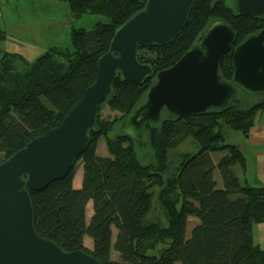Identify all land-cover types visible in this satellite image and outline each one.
<instances>
[{
	"label": "trees",
	"instance_id": "trees-1",
	"mask_svg": "<svg viewBox=\"0 0 264 264\" xmlns=\"http://www.w3.org/2000/svg\"><path fill=\"white\" fill-rule=\"evenodd\" d=\"M67 2L74 18L91 14L105 21L89 30L72 28L70 49L51 48L32 63L0 49V165L62 124L94 83L97 61L108 52L116 31L147 0ZM227 2L195 0L178 37L165 46H139V61L156 72L169 69L212 21L222 20L236 32V43L220 62V75L230 82L234 49L263 29L264 19L238 16ZM6 38L0 30V43ZM154 84L155 75L142 85L115 80L114 95L102 105L75 167L45 190L30 192L36 232L65 251H85L102 264H264V251L253 238L254 226L264 222V186L249 182L238 138L227 141L234 132L237 136H231H249L264 112V96L256 100L258 95L240 92L223 110L185 118H171L164 111L160 123L147 126L149 145L140 147L120 125ZM104 105L116 112L113 118L102 117ZM102 138L109 156L98 154ZM188 139L198 152L182 153L173 162L172 152ZM217 153L222 156L215 163ZM79 162L83 180L76 189ZM155 205L164 212L165 224L151 217ZM87 237L93 241L90 248Z\"/></svg>",
	"mask_w": 264,
	"mask_h": 264
},
{
	"label": "water",
	"instance_id": "water-1",
	"mask_svg": "<svg viewBox=\"0 0 264 264\" xmlns=\"http://www.w3.org/2000/svg\"><path fill=\"white\" fill-rule=\"evenodd\" d=\"M238 16L264 19V0H234ZM195 0H147L145 8L115 33L97 61L94 83L62 124L40 136L0 165V264H102L82 250L65 251L38 235L30 192L45 190L75 167L97 127L100 109L114 95V82L155 84L124 118L120 131L140 147L148 146V125L164 111L185 118L223 110L244 93L264 96V28L245 38L233 52V75L226 82L220 62L236 43V32L212 21L195 44L171 68L156 72L138 59L139 46H165L185 27Z\"/></svg>",
	"mask_w": 264,
	"mask_h": 264
},
{
	"label": "rangeland",
	"instance_id": "rangeland-1",
	"mask_svg": "<svg viewBox=\"0 0 264 264\" xmlns=\"http://www.w3.org/2000/svg\"><path fill=\"white\" fill-rule=\"evenodd\" d=\"M233 1L228 0L227 4L235 9L236 3ZM101 21H105V19L91 14L74 18L67 0H0V30L5 31L7 34V38L0 43V49L10 53H17L23 58V61L32 63L51 48L70 49L72 47V28L89 30L97 22ZM260 96L256 100L260 99ZM246 98L250 99V97ZM101 114L103 118L107 116L113 118L116 112H111L108 106L104 105ZM261 115L259 114L256 117L257 122L261 119ZM231 135L237 136L235 132L229 134V139L227 140L229 142H236L237 138L239 141V138L243 137L240 134L239 137ZM198 149L194 141L188 139L172 152V160L176 163L182 153L194 155L198 152ZM98 154L109 156L104 138L99 141ZM221 156V153L213 154L214 162L217 163ZM235 170L237 175L242 178L241 169L237 167ZM77 174L81 177L83 175L81 162L77 164ZM215 175L216 180L219 181L218 173L215 172ZM92 214L93 204H89L87 207L88 222ZM151 217L159 219L163 224L166 223L164 212L158 205H155ZM192 221L190 227H192V223L193 225L195 224V220ZM190 231L191 228L188 231L189 236ZM116 234L117 231L114 229V238ZM85 244L90 248L93 245V241L87 237ZM113 259H118V254L115 252H113Z\"/></svg>",
	"mask_w": 264,
	"mask_h": 264
},
{
	"label": "crops",
	"instance_id": "crops-1",
	"mask_svg": "<svg viewBox=\"0 0 264 264\" xmlns=\"http://www.w3.org/2000/svg\"><path fill=\"white\" fill-rule=\"evenodd\" d=\"M247 158L246 176L253 186H264V113L261 119L251 129L247 138H239L237 142ZM83 175L76 174L74 187H82ZM89 204H92L89 203ZM93 215V214H92ZM255 244L264 251V222L256 224L253 228Z\"/></svg>",
	"mask_w": 264,
	"mask_h": 264
},
{
	"label": "flooded vegetation",
	"instance_id": "flooded-vegetation-1",
	"mask_svg": "<svg viewBox=\"0 0 264 264\" xmlns=\"http://www.w3.org/2000/svg\"><path fill=\"white\" fill-rule=\"evenodd\" d=\"M234 2V1H233ZM236 8V7H235ZM255 96H257V95H255Z\"/></svg>",
	"mask_w": 264,
	"mask_h": 264
}]
</instances>
